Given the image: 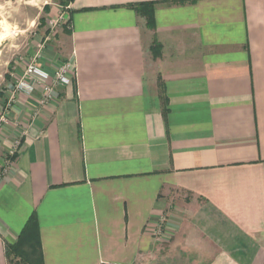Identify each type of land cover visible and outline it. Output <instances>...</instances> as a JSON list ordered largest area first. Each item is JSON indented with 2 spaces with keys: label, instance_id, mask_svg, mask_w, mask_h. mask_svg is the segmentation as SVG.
Instances as JSON below:
<instances>
[{
  "label": "crops",
  "instance_id": "0c3cea01",
  "mask_svg": "<svg viewBox=\"0 0 264 264\" xmlns=\"http://www.w3.org/2000/svg\"><path fill=\"white\" fill-rule=\"evenodd\" d=\"M146 2L152 27L128 7ZM61 8L38 62L75 77L46 101L33 82L0 129V264H139L163 247L264 264V0Z\"/></svg>",
  "mask_w": 264,
  "mask_h": 264
},
{
  "label": "rangeland",
  "instance_id": "374dc122",
  "mask_svg": "<svg viewBox=\"0 0 264 264\" xmlns=\"http://www.w3.org/2000/svg\"><path fill=\"white\" fill-rule=\"evenodd\" d=\"M69 0H0V92L11 83L13 68L28 60L48 33L46 21ZM60 10V11H59ZM8 88V87H7ZM3 99L0 97V100ZM1 102V101H0ZM139 264H194L179 251L163 247Z\"/></svg>",
  "mask_w": 264,
  "mask_h": 264
},
{
  "label": "built area",
  "instance_id": "2783aa9c",
  "mask_svg": "<svg viewBox=\"0 0 264 264\" xmlns=\"http://www.w3.org/2000/svg\"><path fill=\"white\" fill-rule=\"evenodd\" d=\"M70 17L66 10L60 12L57 17L49 18L46 23L48 27V33L44 37L41 43H39L36 53L28 60H23V63L17 68L15 66L11 73L12 81L8 86L9 97L4 106L0 107V129L7 123V112L17 101L19 94L25 93L31 95L33 91V82H37L43 85L44 88V101L52 97V91L55 86L62 84H69L72 82L76 75V69L71 63H63L57 66L51 74L43 69L38 60L42 57V51L45 44L52 40L56 33L63 26L69 23ZM51 81V83H48ZM21 147V140H15L14 147L10 151V156H16ZM11 161H7V165H10ZM163 222H159L156 225H152L153 234L159 237L162 234Z\"/></svg>",
  "mask_w": 264,
  "mask_h": 264
},
{
  "label": "trees",
  "instance_id": "16d2710c",
  "mask_svg": "<svg viewBox=\"0 0 264 264\" xmlns=\"http://www.w3.org/2000/svg\"><path fill=\"white\" fill-rule=\"evenodd\" d=\"M68 4V2L66 3ZM128 7L136 10L138 13H142L146 16L148 25L153 26L154 23V2H146V3H137V4H130ZM2 96V93L0 92V97ZM34 222L36 223V218H33L31 223L34 225ZM30 258V257H29ZM28 256H23V259H28ZM32 264H41V260L38 262H32Z\"/></svg>",
  "mask_w": 264,
  "mask_h": 264
}]
</instances>
